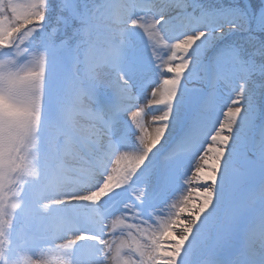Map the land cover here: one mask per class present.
<instances>
[{
	"label": "snow or ice",
	"instance_id": "snow-or-ice-1",
	"mask_svg": "<svg viewBox=\"0 0 264 264\" xmlns=\"http://www.w3.org/2000/svg\"><path fill=\"white\" fill-rule=\"evenodd\" d=\"M0 264H264V0H0Z\"/></svg>",
	"mask_w": 264,
	"mask_h": 264
},
{
	"label": "rangeland",
	"instance_id": "rangeland-1",
	"mask_svg": "<svg viewBox=\"0 0 264 264\" xmlns=\"http://www.w3.org/2000/svg\"><path fill=\"white\" fill-rule=\"evenodd\" d=\"M79 71L80 72H83V73L80 74L81 80H83L82 77H87L88 78L89 75H90L89 68H88L87 65L81 64L79 66ZM84 82H86V81H84ZM78 87H79L78 90H82L83 85L82 84L81 85H78ZM150 92H151V89H148L147 92L144 94L145 97H150ZM82 99H84L83 96H82ZM141 103L142 104H146L147 103V99H142L141 100ZM150 121H151V115H146L145 116L146 126H148V124H149ZM77 124H78V126L83 127L85 129L88 127L87 122H86V118H79L78 117L77 118ZM152 126H154V125H152ZM149 130H150V128H149ZM66 159L69 160V161H71L72 160L71 154L67 155ZM197 159H198V157H197ZM181 171H183V169H181ZM188 175H192V172L189 171L188 172ZM192 186H194V184Z\"/></svg>",
	"mask_w": 264,
	"mask_h": 264
}]
</instances>
